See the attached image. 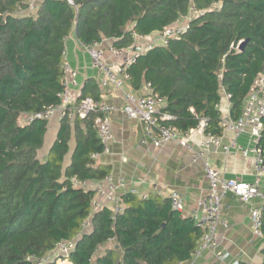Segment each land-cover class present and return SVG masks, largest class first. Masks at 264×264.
<instances>
[{"label": "trees", "instance_id": "16d2710c", "mask_svg": "<svg viewBox=\"0 0 264 264\" xmlns=\"http://www.w3.org/2000/svg\"><path fill=\"white\" fill-rule=\"evenodd\" d=\"M30 2L0 0V264H46L63 240L75 241L70 264L190 260L203 230L168 197L125 191L122 210L115 212L107 204L94 209L95 191L74 184L110 174L109 165L91 158L103 149L94 124L98 113L72 115L84 97L105 101L107 89L97 78L84 80L43 158L38 151L49 120L30 116L61 102L67 36L73 33L83 45L109 40L115 49H128L193 7L204 13L166 44L139 54L125 67L124 83L134 91L149 85L162 97L161 110L171 116L165 124L181 132L202 124L204 133L221 135L220 91L236 119L264 66V0H38L35 11ZM258 146L264 156V130ZM261 216L264 235V203ZM261 255L264 264V247Z\"/></svg>", "mask_w": 264, "mask_h": 264}, {"label": "built area", "instance_id": "2783aa9c", "mask_svg": "<svg viewBox=\"0 0 264 264\" xmlns=\"http://www.w3.org/2000/svg\"><path fill=\"white\" fill-rule=\"evenodd\" d=\"M38 0H31L29 9L35 11ZM203 10H196L190 7L188 13L180 18L178 23L167 26L162 32L157 33L156 37H149L145 40L137 38L132 47L128 49L108 48L109 56L105 55V50L98 43L83 45L88 52L91 65L96 70L97 80L101 87L119 91L124 101L122 107H116L112 103L106 101L98 102L91 97H84L73 107L72 101L75 98L70 95V87L77 85L76 70L72 69L65 61L63 63L64 91L60 94L61 102L59 105L48 109L44 113L31 115L43 117L50 120L54 115L62 116L68 105H72V115L85 117L88 114L98 113L94 119L98 136L103 145L101 153H93L91 158L97 157L103 153H108L109 142L113 140V132L111 129V114L117 111L123 113L127 119L141 121L146 126V134L150 136L151 143L154 147H160L170 141H176L189 154L192 161H203L204 174L208 180V190L197 203L196 208L190 212L194 223L203 230L200 243L194 254H198L201 250L214 247L216 241L214 239V229L219 222V210L221 207V198L226 192H232L243 202H250L252 199L264 201V188L260 186V175L264 174V156L258 146V140L264 130V66L254 77L250 91L245 97L239 116L236 119L231 117L222 118L221 126L223 129H230L234 136L241 133H247L252 146H241L231 139L227 144L222 143L221 136L212 135L203 132V139L198 146H194L189 139V131L181 132L172 125L165 124L171 119V116L161 109L164 106V99L153 92L149 85H145L146 92L140 95H134L125 87L124 79L126 76L124 69L130 63L134 62L136 57L156 44H166L171 37H177L186 31L189 27V21L198 15L203 14ZM238 48V45L236 46ZM228 96V95H227ZM101 113V114H99ZM29 118V117H28ZM202 124L195 128H202ZM194 129V128H193ZM203 130V129H202ZM211 146L220 148L224 153H228L233 149L243 157L253 156L256 173L252 181H243L236 178H225L222 173L212 166L207 160L206 153ZM104 184L101 183L94 189V198L92 206L94 209L101 207L104 202L111 203L115 212L122 210V204L119 197L114 193L116 187H124L125 181L123 177H118L117 182H113L110 174L106 176ZM74 184L83 185L84 181L77 182L73 179ZM127 191L146 197L147 193H138L134 188H126ZM170 200L171 207L179 212L184 209L183 198L177 191H171L167 195ZM103 203V204H101ZM262 206L254 205L250 210V219L252 223L253 235L256 237L264 236L261 231ZM73 248L70 240L60 241L55 249L51 252L54 257L57 255L68 261V255ZM216 259L209 264H228L223 261L221 254H215ZM229 264H238L232 262Z\"/></svg>", "mask_w": 264, "mask_h": 264}, {"label": "crops", "instance_id": "0c3cea01", "mask_svg": "<svg viewBox=\"0 0 264 264\" xmlns=\"http://www.w3.org/2000/svg\"><path fill=\"white\" fill-rule=\"evenodd\" d=\"M158 32L143 37H156ZM100 46L104 48L105 55L108 54L109 40H103ZM64 61L76 70V83L70 87V95L76 98L80 93L83 82L88 77L97 76L92 67L88 52L74 36L70 34L65 39ZM128 91L134 95L144 94L145 86L139 90ZM119 91L104 90V100L114 104L116 107L123 106V99ZM219 110L222 118L230 117V102L227 94L220 91ZM111 129L113 140L109 142V152L99 155L97 164L110 166L112 181L117 182L118 177H123L126 188H134L138 193H157L167 197L171 191H177L183 198V213L190 215L196 208L198 200L208 190V180L204 174L202 159L192 161L186 150L176 141H170L160 147H154L151 138L146 134V126L141 121L127 119L120 111L111 114ZM58 114L50 118L48 130L50 138L52 130L55 131L50 145L53 143L58 127ZM47 134V133H46ZM202 128H194L189 131L190 142L198 146L203 139ZM222 143L227 144L235 138L238 145L252 146L247 133L234 136L230 129H223ZM45 144V143H44ZM49 145V146H50ZM210 164L217 168L225 178H236L243 181H252L255 177L256 168L253 156L243 157L231 149L224 153L220 148L211 146L208 148L206 157ZM105 180L84 181L85 188L95 189L97 185ZM260 186L264 188V174L260 175ZM124 187H116L114 193L119 197L127 191ZM103 205L111 203L104 202ZM264 203L258 199L243 202L232 192H226L221 198L219 210V222L214 229V247L201 250L194 254L188 261L180 264H209L216 259L215 254H221L226 263L240 262L244 264H260L262 260L261 249L264 247V236L253 235L250 210L254 205Z\"/></svg>", "mask_w": 264, "mask_h": 264}, {"label": "rangeland", "instance_id": "374dc122", "mask_svg": "<svg viewBox=\"0 0 264 264\" xmlns=\"http://www.w3.org/2000/svg\"><path fill=\"white\" fill-rule=\"evenodd\" d=\"M154 38L155 37H153V39ZM72 103H74V100L72 101ZM51 132H52L51 138H50L49 132H47L46 137H45V142H44L45 144H44L43 148L38 151V157L39 158H43V156L46 154L47 150L49 149L50 141H51L53 135L55 134L54 130H52ZM108 205L112 207V204H108ZM70 241H72L73 247H74L75 241L74 240H70ZM48 259H49V261L46 264H69V261H65L63 257H59L58 255L56 257H54L53 254H49Z\"/></svg>", "mask_w": 264, "mask_h": 264}, {"label": "water", "instance_id": "95a60500", "mask_svg": "<svg viewBox=\"0 0 264 264\" xmlns=\"http://www.w3.org/2000/svg\"><path fill=\"white\" fill-rule=\"evenodd\" d=\"M69 1H71V0H69ZM245 44V41H242V42H240V44H239V49H241L242 47H243V45ZM70 264V263H69Z\"/></svg>", "mask_w": 264, "mask_h": 264}]
</instances>
